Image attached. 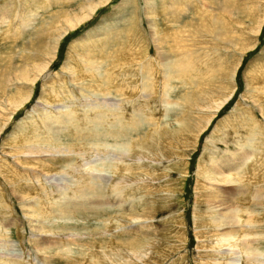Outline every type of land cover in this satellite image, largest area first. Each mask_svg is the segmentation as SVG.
Segmentation results:
<instances>
[{
	"label": "rangeland",
	"instance_id": "1",
	"mask_svg": "<svg viewBox=\"0 0 264 264\" xmlns=\"http://www.w3.org/2000/svg\"><path fill=\"white\" fill-rule=\"evenodd\" d=\"M96 1L0 0V264H95L91 255L111 252L97 262L226 264L216 252L231 243H217L209 220L230 208L264 210V0H106L62 30ZM148 62L158 84L146 99L136 83ZM106 75L113 99L117 85L137 88L127 96L132 107L95 105ZM26 94L13 110L12 100ZM138 105L147 107L126 134L121 111ZM24 136L48 149L88 150L18 154ZM57 174L66 189L49 182ZM86 174L104 189L78 207L73 180ZM262 232L255 244L264 251Z\"/></svg>",
	"mask_w": 264,
	"mask_h": 264
},
{
	"label": "bare ground",
	"instance_id": "2",
	"mask_svg": "<svg viewBox=\"0 0 264 264\" xmlns=\"http://www.w3.org/2000/svg\"><path fill=\"white\" fill-rule=\"evenodd\" d=\"M92 1V0H91ZM106 0H98V1H96V3L94 2V4H91V5H88V6H86V7H82L81 9H80V14L79 15H74V17H72V18H67V19H65V24H64V26L62 27V30H64V31H66V29L67 28H72V27H74V26H76V25H78L79 23H81V22H84V20H86V19H88L91 15H92V13L97 9V7L98 6H100V5H102L104 2H105ZM171 1H174V0H171ZM183 1V0H182ZM188 1V0H187ZM25 2V1H24ZM150 3V2H149ZM176 4L177 3H179L178 1H176L175 2ZM183 3V2H182ZM172 4V3H171ZM178 5V4H177ZM184 5V4H183ZM188 5V4H187ZM207 9V8H206ZM7 12V11H6ZM5 12V13H6ZM2 22H4V21H2ZM2 22H1V24H2ZM0 24V25H1ZM3 25V24H2ZM155 25V24H154ZM153 40V39H152ZM154 41V40H153ZM153 58L154 57H152V60H153ZM140 60H141V58H140ZM154 61H156V59L154 58ZM89 63V62H88ZM128 63H129V61H128ZM151 63L152 62H148V64L146 65V66H144V71H145V73H146V79L144 80H142V83L141 84H139L138 83V85H137V83H136V86H142L141 88H142V94H141V98H146L147 99V97H145L144 95H150L151 93H147V90H148V88H150L149 86H151L152 87V82L154 81H149L150 80V78L152 77V75H153V71H154V68H153V66H150L151 65ZM162 63V62H161ZM209 66V65H208ZM89 67H90V65H89ZM44 67H42V69L40 70V72H43L44 71V69H43ZM97 68V67H96ZM99 68V67H98ZM156 68H158V67H156ZM160 69V68H159ZM30 70H32L33 71V68H31ZM158 70V69H157ZM157 70H156V72H157ZM92 72V71H91ZM113 75V74H112ZM112 75H106V77H104L103 79H102V81L100 82V80H99V82L97 81V83H99L97 86H99L98 88H102V89H100V90H98V91H100V92H102L103 93V97H101V98H98V97H96L97 99H95L96 100V104L95 105H97V104H103V106L104 105H108V106H116L117 105V107L118 106H121V105H123V103H128V105L129 106H131L132 107V104H130L128 101H127V96L128 95H130L132 92H138L137 91V88L134 86V85H130V84H127L128 83V81L124 84V85H117V87H118V89H119V91H120V93H121V95H117L116 96V98L115 99H113V98H111V97H109V96H106L107 94L109 95L110 93L112 94V92H111V86H110V84H109V80H111V81H114L113 80V78H111V76ZM125 75V74H124ZM19 76V75H18ZM123 76V75H122ZM88 77V76H87ZM16 78L17 79H19V77H17L16 76ZM148 78V79H147ZM164 76H163V82H165L164 81ZM114 79H115V77H114ZM117 79V78H116ZM127 79V78H126ZM124 80V79H123ZM122 80V81H123ZM131 80V79H130ZM86 81H87V85H88V87L89 88H91V87H93V84H96L95 83V81H94V79H93V83H90L92 80H87L86 79ZM125 81V80H124ZM144 81V82H143ZM130 82H132V81H129V83ZM155 82V81H154ZM162 82V84H164ZM157 82H155L154 84H153V86L156 84ZM116 84V83H115ZM123 84V83H122ZM158 84V83H157ZM101 86V87H100ZM167 86V85H166ZM135 87V88H134ZM163 87V86H162ZM1 89V88H0ZM152 91V90H151ZM58 92V91H57ZM153 92V91H152ZM114 93H115V91H114ZM71 94V93H70ZM133 95H134V93H132ZM137 94V93H136ZM144 94V95H143ZM132 95V96H133ZM165 95V93H163V95L162 96H164ZM53 96V95H52ZM58 96V95H57ZM56 96V97H57ZM68 96V95H67ZM136 96V95H135ZM27 94H26V96L25 97H23L22 99H13L12 100V102H11V107L13 108V110H16L18 107H20L21 105H23L24 103H25V100H27ZM50 98V97H49ZM139 98V100H140V97H138L137 96V99ZM154 98V97H153ZM136 99V100H137ZM229 99V98H228ZM227 99V100H228ZM143 100V99H142ZM145 100V99H144ZM162 100V99H161ZM223 100H225V99H223ZM92 101V100H91ZM134 101V100H133ZM146 101V100H145ZM138 102V101H137ZM141 102V101H140ZM144 102V101H143ZM224 102H226V101H224ZM132 103V102H131ZM219 103V102H218ZM217 103V104H218ZM65 104V103H64ZM93 104V103H92ZM139 104V103H138ZM224 104V103H223ZM135 105H136V101H135ZM134 105V102H133V106L134 107H136ZM261 105V104H260ZM102 106V105H101ZM139 106V105H138ZM11 107H10V109H11ZM122 107V106H121ZM121 107H119L118 109H120ZM140 107V106H139ZM145 107H147V106H144V107H140V109L139 108H136L135 110H134V108H133V111L132 112H126V111H124V113H123V111H121L122 112V115H123V119L121 120V121H119L120 122V129H121V131L123 130V132L124 133H128L129 132V130H127V129H125V128H129V127H132V128H134L135 126H137V123H138V120L136 119L137 118V116H136V114L138 115V114H140L142 111H144V109H145ZM215 107H217V106H215ZM219 108V107H218ZM261 108H262V105H261ZM260 108V109H261ZM123 109V108H122ZM263 109V108H262ZM147 110V109H146ZM148 111V110H147ZM263 111V110H262ZM136 112H138V113H136ZM140 112V113H139ZM149 112V111H148ZM74 113V112H73ZM72 113V114H73ZM125 113H128V116L129 117H127V120L125 121V119H124V116H125ZM136 113V114H135ZM143 113V112H142ZM141 113V114H142ZM145 113V112H144ZM118 114H119V112H118ZM74 115V114H73ZM119 116V115H118ZM121 116V115H120ZM139 116V115H138ZM141 116V115H140ZM139 116V117H140ZM144 117V116H143ZM71 118V117H70ZM103 118H104V116H103ZM108 119H109V117H107ZM147 118V117H146ZM99 118H97V120H98ZM105 119V118H104ZM84 120V119H83ZM94 120V119H93ZM92 120V122H94ZM116 120V119H115ZM66 122H69L67 119L65 120ZM99 122H100V120H98ZM101 121H103V120H101ZM105 121V120H104ZM103 121V122H104ZM72 122H77V120L76 119H74V121H72ZM118 122V123H119ZM142 122V121H141ZM98 123V122H97ZM143 123V122H142ZM76 124V123H75ZM77 125V124H76ZM114 126H116V124H113ZM74 126V125H73ZM75 127V126H74ZM118 129H119V127L118 126H116ZM138 128V127H137ZM23 130V129H22ZM91 130H92V128H91ZM116 130V129H115ZM159 130V129H158ZM90 131V130H89ZM97 132H99V131H97ZM102 132H104V131H102ZM116 132H118V131H116ZM115 132V133H116ZM113 131H106L105 132V135L106 134H108L109 136H112L113 137V134H115ZM99 134V133H98ZM120 134L121 133H119V135L118 134H116L117 135V138H118V136H120ZM94 135H97V133H94ZM100 135V134H99ZM102 135V134H101ZM100 135V136H101ZM104 135V136H105ZM123 135V134H122ZM154 135V134H153ZM99 136V137H100ZM109 136H107V137H109ZM84 137H87V135H81L80 136V140H81V142H83L84 140H86ZM93 138V140L94 139H96V136H90V138ZM97 137H98V135H97ZM105 138V137H104ZM22 139H24L26 142H25V144H23L24 145V147H20V149L18 150V148H17V150L14 148V152H16V153H21V152H26V153H29V154H31V155H33L34 153H38V152H52V151H55V152H59L60 150H61V152H67V151H69L70 150V152L72 153V151H74V152H78V153H81L82 151H83V149L85 150L87 147L85 146V144L83 145V144H81V146L79 145V146H71L72 147V149H58L57 147L56 148H53V149H48V148H45V147H42V146H35V144L34 145H32V144H29V143H36V141H33V140H30V139H27V137H21V140ZM78 139V140H79ZM103 139V138H102ZM119 139V138H118ZM140 139V138H139ZM152 139H153V137H152ZM30 140V141H29ZM89 140V139H88ZM97 140V139H96ZM33 141V142H32ZM121 141V140H120ZM85 142V141H84ZM125 142V141H124ZM130 143V142H129ZM140 144V143H139ZM12 145V144H11ZM18 145V144H17ZM16 145V146H17ZM39 145V144H38ZM129 145V144H128ZM85 148H84V147ZM122 147H124V146H126V145H121ZM121 146H118V148L120 147L121 148ZM140 146V145H139ZM17 147H19V146H17ZM110 148V147H109ZM119 148V149H120ZM86 150H88V149H86ZM129 151V150H128ZM137 151V150H136ZM132 152V151H131ZM248 152V151H247ZM143 153V152H142ZM165 153V152H164ZM124 154V153H123ZM132 153H130L129 155H131ZM112 155V154H111ZM126 155V154H125ZM120 156V155H119ZM122 157V156H121ZM120 157V159H122ZM174 157V156H173ZM242 158L241 159H243V158H245L244 156H241ZM31 158V157H30ZM81 158V157H80ZM84 158V157H83ZM236 159H238V158H236ZM247 159V158H246ZM118 160V159H117ZM65 161V160H64ZM123 161H125V160H123ZM147 161V160H146ZM49 162H51V161H49ZM132 162V161H131ZM149 162V161H148ZM238 162V161H237ZM246 162V161H245ZM243 163V162H242ZM124 164V163H123ZM134 164V163H133ZM66 165V164H65ZM125 165V164H124ZM66 166H69V169H73V164H72V162H69V163H67V165ZM99 166V165H98ZM136 166V165H135ZM258 166V165H257ZM77 168H79V167H77ZM117 168H118V166H117ZM97 169H99V168H97ZM97 169H95V170H97ZM74 170V169H73ZM238 171V170H237ZM78 172V171H77ZM92 172V171H91ZM100 172V171H99ZM111 172V171H110ZM117 172V171H116ZM116 172H114V174L113 175H115V173ZM260 172V171H259ZM66 173V172H65ZM92 173H94V172H92ZM95 173H97V172H95ZM100 173H102V171L100 172ZM128 173H129V171H128ZM254 173V172H253ZM56 174V173H55ZM98 174V173H97ZM119 174H121V172L119 171L118 173H116V177H117V175L118 176H120ZM217 174V173H216ZM238 174V173H237ZM244 173H242V175H243ZM62 175V174H61ZM59 176L58 174L57 175H52L51 177H49L48 176V178H49V182H52V184H54L53 186H56L57 187V189L58 188H64V182H63V179L65 178L64 176ZM69 175V174H68ZM112 175V174H111ZM110 175V176H111ZM228 175V174H227ZM252 175V174H251ZM57 176H59V177H57ZM110 176L108 177V179L110 178ZM132 176V175H131ZM253 176H254V174H253ZM68 177H70V176H68ZM72 177V176H71ZM106 177V178H107ZM121 177V176H120ZM138 177V176H137ZM230 177V176H229ZM237 177V176H236ZM45 178V177H44ZM73 178V177H72ZM104 178V177H103ZM122 178H124V179H122ZM122 178H121V180L122 181H124V180H126V177H124V176H122ZM141 178V177H140ZM67 179V178H66ZM98 179H101V178H98ZM111 179V178H110ZM117 179H118V177H117ZM120 179V178H119ZM249 179H252V178H249ZM95 180V177L94 176H92V175H90V174H86V175H83L81 178H79V179H77V178H74V192H76L77 194L78 193H80L79 194V198H81L80 200H81V203H80V201L79 202H76V203H79L78 204V207H80V206H83L84 204H86V202L90 199V197L88 196V195H90V194H95V195H97V194H100L99 193V190L100 191H102L104 188L102 187V186H104V185H102L100 182V184H101V187L99 186V184H97V183H95V182H93ZM103 179H101V181H102ZM113 180H114V178H113ZM47 181V180H46ZM68 181V180H67ZM72 181V180H71ZM121 181V182H122ZM217 181V180H216ZM48 182V181H47ZM97 182V181H96ZM104 182H106V181H104ZM121 182H119V183H121ZM244 182H246V181H244ZM244 182H243V184H244ZM116 183H118V182H115L114 183V185L116 184ZM118 183V184H119ZM144 183V182H143ZM248 183V182H247ZM67 184H68V182H67ZM126 184V183H125ZM42 185V184H41ZM50 185V184H49ZM19 186V185H18ZM50 187H51V185H50ZM125 187V186H124ZM140 187V186H139ZM20 188V187H19ZM67 188V187H66ZM66 188H64V189H66ZM103 188V189H102ZM106 188V187H105ZM112 188V187H111ZM203 188V187H202ZM258 188V187H257ZM21 189V188H20ZM63 189V190H64ZM102 189V190H101ZM255 189V188H254ZM57 191V190H56ZM61 191V190H60ZM255 191V193H256V191H260V189H255L254 190ZM263 191V190H262ZM261 192V191H260ZM51 193V192H50ZM63 193V192H62ZM61 193V194H62ZM203 193V192H202ZM258 194H260V193H258ZM261 194H264V192L263 193H261ZM220 194H218V196H219ZM254 195H256V194H254ZM19 196V195H18ZM24 195H22V197H23ZM89 198H88V197ZM98 196V195H97ZM119 196V195H118ZM210 196H212V197H214V195L212 194H210ZM77 197V196H76ZM75 197V198H76ZM94 197V196H93ZM96 197V196H95ZM135 197V196H134ZM226 197H227V200H230V201H232L230 198H229V196H227L226 195ZM256 197V196H255ZM24 198V197H23ZM72 198V197H71ZM78 198V197H77ZM76 198V199H77ZM102 198V197H101ZM217 198V197H216ZM257 198V197H256ZM262 198V197H261ZM91 199H92V197H91ZM90 199V200H91ZM263 199V198H262ZM69 200V199H68ZM209 200V199H208ZM224 200V199H223ZM256 200H260V199H256ZM76 201V200H75ZM101 201V200H100ZM219 201V200H218ZM220 201H222V200H220ZM70 202H72V201H70ZM102 202V201H101ZM211 202V201H210ZM246 202V201H245ZM259 202V201H258ZM67 204H68V201L66 202ZM65 203V204H66ZM75 203V202H74ZM93 201H92V203H91V205L93 206ZM50 204V203H49ZM88 204V203H87ZM97 203H95V205H96ZM101 204V203H100ZM257 204V203H256ZM60 205V204H59ZM94 205V206H95ZM68 206V205H67ZM71 206V205H70ZM75 206V205H74ZM77 206V205H76ZM75 206V207H76ZM89 206V205H88ZM99 207H101L102 205H98ZM109 206V205H108ZM214 206V205H213ZM50 207V206H49ZM62 207V206H61ZM89 207H91V206H89ZM112 207V206H111ZM35 208V207H34ZM51 208V207H50ZM57 208V207H56ZM58 208H60V207H58ZM95 208H97V207H95ZM116 208V207H115ZM217 208V207H216ZM92 209V208H91ZM102 209V208H101ZM247 210H242V209H240V208H234V209H231L230 208V210L229 211H226V212H224V213H219V215L216 217V220H209V225H211V226H213V230H214V233H215V237L217 238V243H219V245L220 246H225V245H227L228 243H231V248H229L228 250H220V251H217L216 253L218 254V255H220L221 256V258L222 257H226L228 260H227V263L226 264H233L234 262H235V264H238L239 263V260H241L242 259V263L243 264H264V251H261L260 250V248H259V246L257 245V244H255V243H258L259 242V240L262 238L261 236V238H257V235L259 234V233H261L262 231L264 232V214L262 215V213H264V210H262L261 212H259L258 210H256V208H252V207H247L246 208ZM35 210V209H34ZM50 210H52V208L50 209ZM55 210H58V209H53V211H54V213H55ZM65 210V209H64ZM78 210V209H77ZM87 209L85 208V211H86ZM201 210V209H200ZM218 210V209H217ZM74 211H75V209H74ZM92 211H93V209H92ZM34 213H35V211H34ZM56 213H58V212H56ZM56 213L54 214V215H56ZM91 213V212H90ZM208 213V212H207ZM207 213H205V214H207ZM67 214V213H66ZM195 214H197V213H195ZM204 214V212H203V214H198L199 215V218H200V222H203L204 220H206V218H207V216ZM43 215V214H42ZM45 215V214H44ZM59 215V214H58ZM61 215V214H60ZM59 215V216H60ZM62 215H65V213L63 214V212H62ZM210 215V214H209ZM97 216V215H96ZM50 217V216H49ZM243 218H244V220H243ZM214 219V218H213ZM196 220V219H195ZM198 221V220H197ZM242 221H243V223H242ZM53 222V221H52ZM240 224H242L241 225V227H240ZM238 226H239V228H238ZM236 227V228H235ZM42 227H40V229H41ZM228 229L227 231H225V229ZM47 229V228H46ZM210 229V228H209ZM41 230H44V229H41ZM39 231V230H38ZM222 231H224V232H222ZM262 232V233H263ZM52 233H53V231H52ZM241 234V236H239L238 234ZM211 234V233H210ZM42 235V234H41ZM239 236V241L236 243H233L232 241H233V239H235V237L236 236ZM260 235V234H259ZM39 236V235H38ZM45 237H47V236H45ZM43 238L42 239V241H45V240H47L48 241V238L50 237H48L47 239L46 238ZM70 237V236H69ZM72 237V236H71ZM39 239H41V237L39 238ZM38 239V240H39ZM50 239H52V238H50ZM60 239H61V235H60ZM73 239V238H72ZM53 240V239H52ZM55 240V239H54ZM53 240V241H54ZM3 241V240H2ZM39 241H41V240H39ZM41 241V242H42ZM53 241H50V243H52ZM62 241V240H61ZM68 241V240H67ZM40 242V243H41ZM65 242H66V240H65ZM55 242H53V244H54ZM67 243V242H66ZM63 244V245H67V244ZM120 243H121V241H120ZM5 244V243H4ZM11 244V243H10ZM47 244V243H46ZM255 244V245H254ZM50 245V244H49ZM57 245V244H56ZM59 245H60V242H59ZM204 245H205V243H204ZM37 246V249H38V245H36ZM42 246V245H41ZM48 246V245H47ZM104 246V245H103ZM102 246V247H103ZM230 246V245H229ZM11 247V246H10ZM60 247V246H59ZM235 247H237L238 248V250L239 251H237V250H235ZM11 249V248H10ZM46 249V248H45ZM111 249H113V247L112 246H109V252H111L112 250ZM147 249V248H146ZM159 249V248H158ZM8 250V249H7ZM47 250V249H46ZM66 250V252L68 251V249H65ZM97 250H98V248H97ZM136 250V249H135ZM219 250V249H218ZM9 252H10V255H13V256H15V255H17V257L18 256H20L21 257V255L22 254H20V253H14L13 251H12V249L11 250H8ZM70 252H71V250H69ZM90 251V250H89ZM141 250H139L138 252H140ZM63 252H65V251H63ZM69 252V253H70ZM102 252H104V250L102 251ZM108 252V253H109ZM84 253V252H83ZM95 253H96V251H95ZM101 253V252H100ZM112 253V252H111ZM111 253L110 254H107L108 255V258L109 259H111ZM136 253V252H135ZM1 254V253H0ZM4 254V253H3ZM20 254V255H19ZM67 254V253H66ZM65 254V255H66ZM87 254V253H86ZM90 254V253H89ZM139 254V253H138ZM216 254V255H217ZM237 254V255H236ZM240 254V255H239ZM82 255V254H81ZM88 255V254H87ZM106 255V256H107ZM118 255H120L119 253H118ZM205 255H207V254H205ZM230 256V258L229 257H227V256ZM234 255H236V256H234ZM23 256V255H22ZM43 256V255H42ZM47 256V255H46ZM105 255H103L102 256V254L101 255H91L90 257H89V259L91 260V261H94V262H92V263H95V264H99L97 261H99V257L101 258V260L105 257L106 259H107V257H106ZM117 256V255H116ZM65 257V256H64ZM72 257V256H71ZM114 257H115V255H114ZM136 257V256H135ZM207 257V256H206ZM22 258V257H21ZM46 258V257H45ZM70 258V257H69ZM218 258V257H217ZM221 258H219V260L218 259H216V262L217 261H219L220 262V260H221ZM35 259H37V258H35ZM42 259V258H41ZM48 259V258H47ZM86 259V258H85ZM84 259V260H85ZM131 259V258H130ZM215 259V258H214ZM39 260V259H38ZM65 260V259H64ZM201 260H202V258H201ZM211 260H213V259H211ZM223 260H224V258H223ZM41 261V260H40ZM49 261V260H48ZM47 261V262H48ZM103 261V260H102ZM50 262V261H49ZM88 262V261H87ZM112 262V261H111ZM203 262L204 263H208L205 259H203ZM215 262V263H216ZM238 262V263H237ZM71 263V262H70ZM107 263V262H106ZM91 264V263H90ZM209 264V263H208Z\"/></svg>",
	"mask_w": 264,
	"mask_h": 264
}]
</instances>
